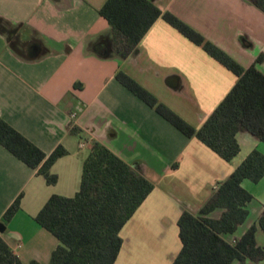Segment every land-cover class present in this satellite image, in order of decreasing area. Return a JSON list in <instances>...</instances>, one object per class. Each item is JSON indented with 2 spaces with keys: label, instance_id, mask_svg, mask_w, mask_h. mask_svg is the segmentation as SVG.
Segmentation results:
<instances>
[{
  "label": "crops",
  "instance_id": "crops-1",
  "mask_svg": "<svg viewBox=\"0 0 264 264\" xmlns=\"http://www.w3.org/2000/svg\"><path fill=\"white\" fill-rule=\"evenodd\" d=\"M105 1L0 0V117L46 156L58 145L67 150L51 166L58 180L49 185L0 144V223L22 194L19 210L2 223L0 236L23 264H47L59 244L34 217L50 195L70 197L78 191L92 141L153 183L119 230L122 243L114 264H171L181 249L177 220L182 210L196 214L216 183L251 150L264 153V143L240 129V150L226 161L120 83L115 76L122 71L197 129L237 76L161 17L133 53L117 56L110 26L98 12ZM150 1L243 67L261 54L256 67L264 74V13L252 0ZM242 186L252 195L248 215L224 237L232 242L256 224L255 239L264 248L257 223L264 208V175L256 183L245 179ZM16 218L20 225L11 227Z\"/></svg>",
  "mask_w": 264,
  "mask_h": 264
},
{
  "label": "trees",
  "instance_id": "trees-1",
  "mask_svg": "<svg viewBox=\"0 0 264 264\" xmlns=\"http://www.w3.org/2000/svg\"><path fill=\"white\" fill-rule=\"evenodd\" d=\"M264 13V0H252ZM111 29L113 53L124 58L152 23L161 17L191 42L237 76V81L199 128H194L140 86L124 72L116 79L183 134L200 142L226 161L240 146L236 133L244 129L264 143V74L256 67L258 55L248 67L241 66L222 49L208 41L170 11L162 12L150 0H106L99 9ZM76 133L75 127L71 128ZM0 144L29 167L36 169L49 185L58 180L50 171L53 163L67 153L58 145L49 155L36 147L0 117ZM173 164L172 167H176ZM264 175V153L251 150L234 170L218 181L196 214L182 210L177 225L181 249L171 264H238L264 260V248L255 239L256 224L228 241L248 215L252 195L242 186L245 179L258 182ZM153 188L138 173L98 141H92L82 162L78 191L70 197L52 194L35 215V221L55 236L59 244L47 264H114L122 239L119 230ZM19 194L6 208L1 222L6 224L20 208ZM220 210L217 217L210 216ZM264 232V208L257 220ZM0 264H23L0 236ZM29 264H41L36 260Z\"/></svg>",
  "mask_w": 264,
  "mask_h": 264
},
{
  "label": "rangeland",
  "instance_id": "rangeland-1",
  "mask_svg": "<svg viewBox=\"0 0 264 264\" xmlns=\"http://www.w3.org/2000/svg\"><path fill=\"white\" fill-rule=\"evenodd\" d=\"M23 218H24V216H23ZM26 219H27V218L25 217L24 220H26ZM20 223H21V219L19 218V219L17 220V218H16V220H14V222H12L11 227H17L18 225H20Z\"/></svg>",
  "mask_w": 264,
  "mask_h": 264
},
{
  "label": "water",
  "instance_id": "water-1",
  "mask_svg": "<svg viewBox=\"0 0 264 264\" xmlns=\"http://www.w3.org/2000/svg\"><path fill=\"white\" fill-rule=\"evenodd\" d=\"M3 230H4V225L0 223V232H2Z\"/></svg>",
  "mask_w": 264,
  "mask_h": 264
},
{
  "label": "built area",
  "instance_id": "built-area-1",
  "mask_svg": "<svg viewBox=\"0 0 264 264\" xmlns=\"http://www.w3.org/2000/svg\"><path fill=\"white\" fill-rule=\"evenodd\" d=\"M73 117H74V115L72 114V115H71V118H73ZM82 145H83V144H82Z\"/></svg>",
  "mask_w": 264,
  "mask_h": 264
}]
</instances>
